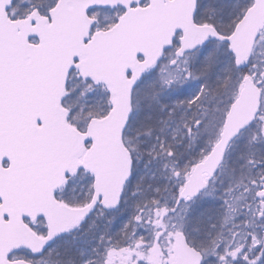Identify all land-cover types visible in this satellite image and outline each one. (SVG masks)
Wrapping results in <instances>:
<instances>
[{"label": "snow or ice", "instance_id": "snow-or-ice-1", "mask_svg": "<svg viewBox=\"0 0 264 264\" xmlns=\"http://www.w3.org/2000/svg\"><path fill=\"white\" fill-rule=\"evenodd\" d=\"M0 264H264V0H0Z\"/></svg>", "mask_w": 264, "mask_h": 264}]
</instances>
